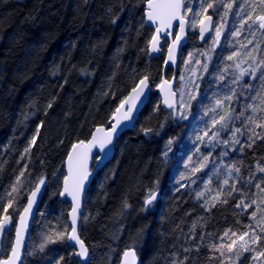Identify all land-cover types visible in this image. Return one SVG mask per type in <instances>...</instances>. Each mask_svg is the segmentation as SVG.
I'll list each match as a JSON object with an SVG mask.
<instances>
[{
    "label": "trees",
    "instance_id": "1",
    "mask_svg": "<svg viewBox=\"0 0 264 264\" xmlns=\"http://www.w3.org/2000/svg\"><path fill=\"white\" fill-rule=\"evenodd\" d=\"M147 3L148 0H0V205L7 208L13 223L38 181L44 179L47 183L31 233L34 242L30 240L24 264H80L66 237L70 206L60 198L67 156L72 145L88 141L95 128L111 125V113L118 100L145 74L153 87L150 101L136 127L117 142L113 159L96 174L85 197L80 235L91 252L90 264H119L127 249H135L142 264H172L184 257L188 258L185 264H227V256H221L213 245L218 249L229 230V235L235 232L237 237L248 231V225H254L251 212L235 205L240 199L250 202L258 189L252 187L249 191L245 187L243 193L227 196L228 188L224 190L212 184L214 180H204L215 165L211 161L201 172H190L199 163L200 154L193 155L199 146L200 153L211 151L212 160L221 157V152L227 153L217 162L219 170L235 163L245 180L250 170L261 178L263 173L257 165L264 166V140L254 138L252 143L248 139L253 126L244 129L243 117L234 119L232 125L244 131V135L237 134L241 143L220 144L214 150L205 149L198 141L194 143L198 115L191 118L192 124L186 120L168 121L158 134L145 135L143 131L158 129L171 111L161 107L155 91L163 75L165 47L159 58L150 59L148 42L154 30L145 23ZM193 42L202 47L197 35L189 36L188 45ZM173 73L169 70L167 77ZM247 83L253 85L250 91L244 89ZM228 85L240 95L239 102H232L237 114L243 111V105L259 103L250 99L259 81ZM49 102L51 108L47 107ZM157 104L159 112L153 110ZM199 106L194 102L191 111ZM41 122L36 144L26 154L24 150ZM256 132L264 129L256 128ZM221 135L231 139L230 133ZM165 151L167 157L163 155ZM188 155L196 163L189 164ZM22 171V186L12 194L13 206L8 208V192ZM182 176L191 178L181 179ZM257 182L253 180L252 184ZM182 184L187 187H180ZM236 186L244 187L243 181ZM218 190L225 194L220 199L228 202L211 207V198ZM149 191H160L162 200L146 206ZM200 192L204 196L197 198ZM125 202L130 207L125 208ZM57 232H64L65 238L47 243L40 251L46 237L55 239ZM262 236L264 247V233Z\"/></svg>",
    "mask_w": 264,
    "mask_h": 264
},
{
    "label": "snow or ice",
    "instance_id": "2",
    "mask_svg": "<svg viewBox=\"0 0 264 264\" xmlns=\"http://www.w3.org/2000/svg\"><path fill=\"white\" fill-rule=\"evenodd\" d=\"M199 10L193 12V9L190 5H186V0H148L147 7L148 12L147 20L156 24L155 34L151 36L149 39V51L150 52H159L161 51L160 47V37L162 32H166L168 36H171L172 33L168 31L173 26V21H179L177 25L179 32L176 34L171 42V47H168V61L165 63L167 66L171 67V64L168 62L175 63V51L180 45V42L185 38L186 35V25L190 27L193 31L197 28L199 30V37L201 40L205 39L206 33L214 32V36H211L212 47L208 52L203 53V55L207 56L209 61L211 60V53L215 51V47L220 45L221 37L223 34V30L225 28V24H221L217 22V24L213 25V17L212 15H208V10H213V15L219 16L221 21H227V18L231 15L233 17V26L229 31V37L235 36L240 37L242 34L246 33L245 36L246 43H240V49H236L233 46V50L231 54L224 57L221 55V60L234 61L240 60V62L235 63L236 68H240L241 63H247L248 68L244 69L240 72L239 76H236L230 83L236 84L240 79L243 78L245 74H249L252 80L259 81V88L253 91L250 99L258 100V104L248 103L243 105V111L240 113H236V109L232 106V101L235 100L239 102L240 95L236 93L234 89H232L228 84L223 85V87L228 88L229 93L226 94L222 99H216L215 104L207 109L204 115H207L208 112H211L213 115L211 120H204L203 117L200 118L198 123H203V128H194L193 132H199V134L194 135V143L198 141L200 144L204 145L206 148L214 150L220 144L225 146H229L230 144H240V140L237 138V134L244 135V131L241 127H233V120L239 119L243 117V128L248 129L249 125L251 127L250 131L252 133L251 136L248 137L252 143L255 142V139L264 140V132L257 133L256 128L264 129V48H262V44H264V0H198ZM235 9V11H234ZM223 12L221 15L220 12ZM111 11V9H109ZM192 13L191 24L188 25L186 20V14ZM115 23V18L112 20ZM238 24V27H237ZM259 35V39L257 38ZM228 37H225L227 40ZM166 41V37H165ZM167 42V41H166ZM249 45H252L251 49L248 48ZM191 57H189V60ZM228 67L224 68V72L228 71ZM203 70L205 72L208 71V65H203ZM257 72H259V76H257ZM175 81L176 77L173 76L171 78ZM181 81H185V77L181 76L179 78ZM218 79L220 81H224L226 79L224 74H220ZM158 87L162 92H164V98L161 103L164 105L165 109H170L168 115L164 118V122L159 125L158 129L153 128H144L143 131L145 135L149 133L158 134L160 129H163L164 124L168 121L178 122L179 120H188L189 114L191 111V102L197 101V97L201 95L199 84H196L195 81H192L190 78L185 81L182 85L178 84L177 89L179 91V99L177 100V91L173 90L172 83L165 79L163 80ZM247 88L253 89L252 84H247ZM186 89H190L189 91H185ZM152 91V82H150L149 76L147 74L143 75L141 78L136 80L135 84L129 90L127 95L122 96L117 105L114 107L111 113V118L114 123H112L111 127L108 129L105 128H97L96 133H103V135H92L91 140L87 143L83 140H79L72 145L71 154L68 156V165H69V176L65 178L64 181V192L68 193L72 196L73 200L76 202V206L72 209V227L71 232L67 234V239L70 242H75L72 246L76 244L79 245V252L77 255L88 259V248L85 245L84 241L80 238L77 233V211L80 208V193L83 191L84 181L87 179L89 173L87 171V161L90 157V153L93 148H98L99 153L102 155H98V160H104L108 156V152L111 150L109 146L113 144V140L119 129L122 127L134 126V116L133 113L139 114L140 107L143 105L144 100L148 98V93ZM107 92L104 93L107 96ZM185 96H187V101L185 100ZM113 97H115V92H113ZM207 99L206 96H203L200 101H197L198 104L202 106V101ZM179 105V107H178ZM48 108L52 107V102H49L47 105ZM251 110V114L246 115L248 110ZM155 112L160 111V105H155ZM196 118L195 116L193 117ZM246 121V123H245ZM210 125V126H209ZM43 126V122L37 127L36 134L32 137L30 144L27 148H25V153L30 154L31 147L36 144V136L39 135L40 127ZM222 133H230L231 139H226L222 137ZM255 138V139H254ZM172 140L170 139L168 144L170 145ZM252 143H249L247 146L251 147ZM168 146L166 145V148ZM234 151L236 149H233ZM240 151H243V147H241ZM200 154L199 163L197 166L192 167L190 172L191 175H195L196 173L201 172L203 169L209 166L210 161L215 164V161L212 160L211 151L207 154L200 153V147L197 146L194 148L193 155ZM167 157V151L163 154ZM220 155L226 156V152H221ZM187 160L189 164L196 163L192 160V155L187 156ZM186 168L189 166L188 164L184 165ZM258 171L264 173V166L257 165ZM27 168L25 167V171ZM234 173L237 174L234 176ZM241 173V168L238 167L235 163L227 167V178L223 180L224 186H229L230 180H234L227 191V196H233V193H243L244 188H248L251 191V188L254 187L258 189V192L252 193V198L250 202L245 203L244 199H240L239 203L235 205L237 208H242L244 210L252 208L253 211L250 213L252 220L256 221L255 228H258L261 233H264V177L257 178L253 172L249 173V177L247 180L244 179ZM215 174V173H214ZM24 177V171L20 172L16 182L11 186V191L8 192V196L11 197L8 200V208L13 206L14 197L13 193L19 192V187L21 185V178ZM191 176H182L181 179H190ZM258 182L252 184L253 180H257ZM71 181V188L69 187V182ZM243 181L244 187L237 188V184ZM195 183V181H193ZM211 183V180H209ZM44 184V179H40L38 181V186L31 193L33 197L32 200L28 202L26 208H24L25 217H21V223L23 224L24 219L30 213L36 194L39 192V185ZM180 187H187V185H180ZM207 191H211V189H206ZM179 191V188L176 189ZM62 195L64 193H61ZM225 195L222 190H218L216 195L211 198V207H215L216 203H227V199H220L221 196ZM204 196V192H200L197 194V198H201ZM157 198V193L155 191H149L147 193V198L145 200L146 205H151L153 201ZM234 199L236 197H233ZM3 199V195L0 194V200ZM259 201V203H258ZM255 206V208H253ZM125 208L130 207L129 204L125 202ZM205 207H208L206 204ZM208 210H211L209 207ZM0 213H4L0 216V236H3L7 231H11L12 226V217L11 215H7V208L0 205ZM259 214V219L257 220V215ZM85 221L87 217L84 218ZM249 231L252 232L251 243L258 245L261 241L262 237L257 235L255 229L252 225L247 226ZM228 232L224 233V237H228L231 240V243L225 245H221L220 248H216L213 245V248L217 251H220L221 256H224V249L226 247L228 253H233L235 245L237 243L236 240L231 239ZM249 231H245L243 234L239 236V240L242 242L240 244V249L242 252H253L255 253L252 256V260L255 262L259 261L261 258H264V250L257 251L255 248L249 246V242L245 241V237L249 236ZM232 236H236L235 232L231 233ZM55 239L53 236L49 235L46 237V242L40 244V251H43L46 247L47 243H56L57 240H63L65 238L64 232L55 233ZM196 239V237H193ZM23 248V232L22 229H18L16 232L15 244L11 248V255L9 258L0 261V264H18L21 255V249ZM198 250V249H197ZM185 252L190 251V249H184ZM241 252H235V256L239 259ZM132 257V264H135V252L134 251H126L124 252L125 264H129L128 257ZM60 259H63L62 257ZM187 257L183 259L174 260L172 264H185L187 261ZM229 260L232 259V256L229 255Z\"/></svg>",
    "mask_w": 264,
    "mask_h": 264
},
{
    "label": "rangeland",
    "instance_id": "3",
    "mask_svg": "<svg viewBox=\"0 0 264 264\" xmlns=\"http://www.w3.org/2000/svg\"><path fill=\"white\" fill-rule=\"evenodd\" d=\"M186 5H190L193 9V12H196L199 10L198 0H186ZM234 11H235V9H234ZM207 14L213 15V10L209 9ZM220 14L221 15L223 14L222 10H221ZM213 16L215 17V25L217 24V22H219L221 24H225V28L223 30L220 45L215 47V51L211 53V57H212L211 60L209 61L208 57L203 55V53L208 52L209 49L212 47V40L210 39L207 42V44L202 46V47H198L197 43L193 42L192 44H190L186 47V49L184 51V55L181 59L180 68H179L178 72L173 73V75H172V76L176 77L177 85L178 84L182 85L189 78L192 81H195L196 84H199V89H200L201 95L197 97V101H200L203 96L207 97V99L202 101V106L201 105L199 106L197 101L191 102V105L194 104V102H195V106L196 107L199 106L198 107L199 109L198 110L195 109V110H192L190 112L189 119L186 120L189 124H192V122H194V121H191L192 120L191 118L195 115H198V121H200V118L202 117V115H204V113L207 111V109L215 104L216 99H222L226 94H228L227 93L228 88L223 87V85L230 84L231 81L228 80L229 78H231L232 76H235V77L239 76V74L242 70L248 68L247 63H241L240 68L239 69L236 68L235 63L240 62V60H237L236 62H234V61H228L226 59H224V60L220 59L221 55L226 57L227 55L231 54V52L233 50V46H235L236 49L239 50L240 49V43H246L245 36L247 34L244 33L240 37H235V36L229 37V31L233 26V17L230 15L227 18V21L225 22V21H221L219 19V16H217V15H213ZM185 18L188 20L189 25H190L191 20H192V13H187ZM237 27H238V24H237ZM197 31H198V28L195 31H193L190 27H188V35L189 36L196 35ZM213 36H214V33H213ZM225 37H228V39L225 40ZM257 38L259 39V35ZM251 47H252V45L248 46L249 49H251ZM262 48H264V44H262ZM262 55H264V53H262ZM189 57H191L190 60H189ZM204 64L208 65V71L207 72H205L203 70ZM229 65H231V67H228V71L224 72V68L229 66ZM220 74L225 75L226 79L224 81H220L218 79ZM181 76L185 77V81H181L179 79ZM257 76H259V72H257ZM239 81L240 82H246V81H248V82L255 81L256 82L258 80H252L251 76L249 74H245L243 76V78L240 79ZM158 85L159 84L156 85L155 91H157ZM244 89L249 90V88H247V87H245ZM176 90H177V93L179 95V91L177 88H176ZM189 90L190 89H186L185 91L187 92ZM158 98H159V96H158ZM185 100L187 101V96H185ZM159 101H160V99H159ZM178 107H179V105H178ZM240 110H241V107H240L239 111ZM212 115L213 114L211 112H208L207 115H204V117H207V119H209L208 121H210ZM198 121H197V123H198ZM203 127H204L203 123H198L197 129L203 128ZM193 134L194 135L199 134V132L198 131L195 133L193 132ZM205 149H206V147H205ZM220 156L221 157H217L214 159L215 165L209 170V173L204 178V180L206 182H209V180H214L215 182L212 181V184H215L217 187L220 186V188H221V186H223V189L226 190L227 188L229 189V187L231 185V181H232V180H230L229 186L223 185V180L225 178H227V167L230 164H225L222 167V169L219 170L217 162L224 157L222 155H220ZM184 165H186V163H184L183 166ZM261 177H264V173L261 175ZM261 206L264 207V205H261ZM253 208H255V207L253 206ZM247 211L252 212L253 209L250 208V209L244 210V212H247ZM21 212H19V215L21 214ZM19 215L14 219L13 229L11 230V232H9L7 234V237H6V240L4 243V247H3V253H2L1 259H6L11 252L12 244L14 241V235H15V225H16V222H17ZM259 218L260 217L258 214L257 220ZM255 224H256V221H254V225H252V226L255 229L256 234L260 235L262 237L261 241L259 242L258 245L252 244L251 243L252 232L249 231V229H248L249 236L245 237V241L249 242L250 247L255 248L257 251H261V250H264V247L262 246V240H263L262 235H263V233H261L258 228H255ZM81 225L82 224H80V227H81ZM68 233H70V228L67 229L66 237H67ZM41 235H43L42 232L40 234V237H41ZM229 236L231 237V239L236 240L237 243L235 245L233 253H228L226 247L224 249H222L225 253L224 256H227V258L229 257V255L232 256V259L228 260L227 264H242V263L243 264H254V262L252 260V256L255 253H253V252H242L240 249V244L242 242L239 240V236H237V237L232 236V235H229ZM30 240H31V243L33 244L34 239H30ZM31 243L29 242L28 249H30ZM229 243H231V240L228 237H225L223 239V242L221 243V245L226 246ZM28 249H27V252H28ZM235 252H241L239 259L236 258ZM26 257H27V253H26ZM255 264H264V258H261L259 261L255 262Z\"/></svg>",
    "mask_w": 264,
    "mask_h": 264
},
{
    "label": "water",
    "instance_id": "4",
    "mask_svg": "<svg viewBox=\"0 0 264 264\" xmlns=\"http://www.w3.org/2000/svg\"><path fill=\"white\" fill-rule=\"evenodd\" d=\"M147 12H148V7L146 5L145 23H146V25L148 27H150V28H152L154 30V34H155V28H156L157 25L152 23L151 21L147 20V15H146ZM208 15H211V14H208ZM212 17H213V25L215 26V17L213 15H212ZM187 22H188V20H187ZM178 24H179L178 20L177 21H173V26L170 29H168V31H170L172 33L171 36H168L166 32H162L161 33V37H160L161 51H159V52H150L149 49H148L150 59L159 58L163 54V52H164L163 48L165 47V62L168 61V54H167V50L166 49L168 47H171V42H172L174 36L176 34H178V32H179V29L177 27ZM188 25H189V22H188ZM185 31H186L185 38L180 42L179 47L177 48V50L174 53V55H175V63L173 64L172 62H168V64H171V67L167 66V64L164 63L163 75H162V78H161V80L159 82V84H160L163 80L168 79L172 83L173 90H176V88H177V81H176V79H175V81H173L171 79L172 77L168 78L167 77V72L169 70H171L172 72L177 73L179 68H180V63H181V59H182V56H183V52L185 51V49H186V47L188 45V42H189L188 26L187 25H186V30ZM213 33L214 32L206 33L205 34V39L201 40L200 37H199V30H198L197 31V38H198L199 45H201V46L206 45L207 42L210 40V37L213 36ZM165 37H166V41L167 42L165 41ZM152 90H153V87H152ZM151 93H152V91L147 94L148 98L146 100H144L143 105L140 107L139 114L137 115L136 113H133L134 126L122 127L121 129L118 130V132H117V134H116V136H115V138L113 140V144L111 146H109L111 150L108 152L107 158H105L102 161L97 159L98 155H102L101 153H99L98 148H93L91 153H90V157H89V159L87 161V171H88L89 175H88L87 179L84 181L83 191L80 193V208L77 211V233H78V235L80 236L81 239H82V237L80 235V223H81V218H82V215H83L84 209H85V197H86V194H87L88 190L90 189V186H91L96 174L100 170H102L106 165H108L111 162V160L113 159L114 154H115V146H116L117 142L121 139V137L126 132H128L130 130H133L136 127V124H137V122H138V120H139V118L141 116V113L143 112L144 108L148 105V103L150 101ZM157 93H158V96H159V99H160L161 107L163 109H165L164 105L161 103V101L164 98V92H162L160 90V88L158 87L157 88ZM176 98H177V100L179 99L178 93H177V97ZM165 110H170V109H165ZM112 123H114V121H112V118H111V125H112ZM111 125L109 127H111ZM109 127L99 126L97 128L108 129ZM97 128L94 129L92 135H103V133H96V129ZM92 135H91V137H92ZM91 137H90L89 140H91ZM88 141H86L85 143H87ZM70 154H71V150H70L68 156ZM68 156H67V159H66V162H65V177L63 179L62 190H61V193H64V194L63 195L61 194L60 198H61L62 201L67 202L68 205L70 206V210L68 212V223H69L70 232H71V227H72V209L76 206V202L73 200L71 195H69L68 193L64 192V181H65V178H67L69 176ZM36 187L28 195L27 202H26V205H25L24 208H26L27 205H28V202L33 199V197L31 196V193L36 189ZM69 187L71 188V181L69 182ZM39 188H40V190L36 194L32 209H31L30 213L24 219L23 224L21 223V217H25L24 209L21 212V214L19 215V217L17 219V222H16V225H15V235H14V241H13L12 247L15 244L17 230L18 229H22V232H23V248L21 249V255H20V260H19L18 264H24L25 255H26V252H27V249H28V246H29L30 237H31L32 229H33V224H34V221H35V219L37 217L38 211L40 209V205H41V202H42V193L47 188V183H44L43 185H39ZM156 193H157V198H156L155 201H153L152 204H156V203H158V202H160L162 200V194L160 193V191H157ZM146 206H150V205H146ZM11 223H12V226H11V230H12L13 226H14L13 220H12ZM9 232H11V231H7L3 236H0V261L5 260V259H1V256H2V253H3L4 243H5L7 234ZM67 242H68V245L71 248L75 249V251H76L75 257H76L77 261L80 264H90L91 263V252H90L89 247L86 245L85 242L84 243H85V245L88 248V259L87 260H85L84 258H82L79 255H77V253L79 252V245L78 244H76L75 246H72L75 242H70L68 239H67ZM126 251H134L135 252V264H142V260L139 258V256H138V254H137L135 249H127L124 252H126ZM124 252H123V254L121 256L119 264H125ZM10 255H11V252H10V254H9V256L7 258H9ZM132 260H133V258L131 256L128 257L129 264H132Z\"/></svg>",
    "mask_w": 264,
    "mask_h": 264
},
{
    "label": "bare ground",
    "instance_id": "5",
    "mask_svg": "<svg viewBox=\"0 0 264 264\" xmlns=\"http://www.w3.org/2000/svg\"><path fill=\"white\" fill-rule=\"evenodd\" d=\"M167 74H168V72H167ZM173 77V76H172ZM168 78H171V77H168Z\"/></svg>",
    "mask_w": 264,
    "mask_h": 264
}]
</instances>
